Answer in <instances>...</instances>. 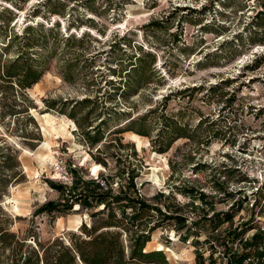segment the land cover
<instances>
[{"label":"rangeland","instance_id":"obj_1","mask_svg":"<svg viewBox=\"0 0 264 264\" xmlns=\"http://www.w3.org/2000/svg\"><path fill=\"white\" fill-rule=\"evenodd\" d=\"M40 1L28 0L17 7L12 33H20L33 19L31 8ZM63 2L69 7L61 15L53 17L42 8L36 20L45 29L56 21L50 41L65 33L76 35V30L92 37L84 46L96 55L89 70L95 86L84 88L87 76L82 61L73 73L66 71L64 60L71 57L62 51H75L76 45L54 42L46 53L45 73L27 91L29 106L21 97L15 99L17 112L26 113L0 119V145L19 152L24 172L22 181L16 169L0 174L7 179L0 199L1 228L29 236L28 242L31 235L41 242L56 237L69 240L70 235L81 234L80 224L100 225L111 220L112 212L101 211L100 206L78 209L75 204L61 213H38L46 202L65 199L48 182L63 185L73 169L85 181L111 187L116 195L129 173L137 193L148 203L195 223L193 229L187 223L175 231L173 221L160 222L166 225L152 233L146 251L163 250L169 264H224L223 256L236 258L239 254L231 253L228 243L244 224L255 222L256 212L264 213V204L251 208L255 200L264 198V15L256 17L264 11V0ZM5 5L0 0V7ZM82 18L89 22L81 24ZM152 21H160L161 28L151 27ZM250 23L256 24V30ZM114 41L117 44L110 49ZM139 55L144 56L139 75L143 82L126 95V102L115 92L104 107L76 104L97 88L100 94L113 93V85L105 80L134 84L136 78L108 69L117 62L137 63ZM46 102H55L53 109ZM94 109L112 121L101 127V142L89 144L81 135L97 124L95 114H90ZM150 110L153 113L144 125L151 138L120 128L108 135L127 118H139ZM44 114L49 116L42 118ZM162 115L171 120L163 121ZM165 125L183 128L187 138H178L168 151L158 154L149 142L161 131L167 137ZM44 143L47 147L42 148ZM244 179L247 182H240ZM191 188L201 191L206 201L189 196ZM112 207L119 217V206ZM149 215L145 221L150 224L160 220L155 212ZM213 215L214 220L208 221Z\"/></svg>","mask_w":264,"mask_h":264},{"label":"trees","instance_id":"obj_2","mask_svg":"<svg viewBox=\"0 0 264 264\" xmlns=\"http://www.w3.org/2000/svg\"><path fill=\"white\" fill-rule=\"evenodd\" d=\"M3 1H5L6 5L0 7V17H3L0 20V119L4 115H8L9 117L15 116L14 118H16V114L26 113V111L17 112L15 99L21 97L23 101H27L28 89H31L32 86L40 81L47 69L46 60L48 56L46 53L54 42L57 44L63 41L65 45H76L77 50L74 49L75 51L69 49H63L62 51L63 55L71 57L68 60H64L65 67H67L66 71L68 70L69 73H73L78 65V61H82L87 76L84 81V88L89 90L91 86H95L94 80L90 75L92 74L91 71L95 63L96 55L88 52L84 46L86 40L92 41V37L83 33L78 34V30H76L74 31L76 35L65 33L57 41H50L49 36L53 34L56 28V21L50 22L51 27L45 29L44 25L36 20L42 8H48L47 13L53 15V17L61 15L69 7L63 0H42L37 2L31 8V15H29L33 19L26 24L20 33H12L10 29L16 20L15 17L19 10L17 7L21 3H26L28 0ZM52 4L55 5V8L51 7ZM259 15H264V11L258 12L256 17ZM87 22L89 21L83 20L82 18L81 24ZM250 24L253 25L254 23ZM161 25L162 23L160 21H152L150 23V26L155 29H160ZM251 25L249 26V30L251 29ZM252 27L256 30L257 26L254 24ZM116 37L117 34H114V38ZM116 44L117 42L114 41L110 49L115 47ZM129 45L130 43L128 42ZM12 51L13 54L10 55L9 53ZM147 55L149 54L147 53ZM147 55L145 56L147 57ZM143 58L144 56L141 57L139 55L135 58V62L137 63L131 62L128 65H121L118 64L119 62L114 63L111 61L114 64L108 69V73L115 74L118 69V72L123 71L127 77L131 76L136 78L134 84H131L126 79L122 85H115L112 80H105V84L109 86L113 85V93L108 92V95H104V93L100 94V89L97 88L94 95H86L76 104L86 107L92 105L94 108L104 107L105 100H110L115 92H117L119 100L122 99L126 102V95L143 82L139 76L143 71ZM107 62L109 63L110 61L107 59ZM153 64L154 58L152 57L150 65L152 66ZM138 77L140 78L139 80L137 79ZM164 100L167 101L168 98H164ZM27 102L28 104L26 102L24 103L26 107L30 104L29 101ZM46 103L49 108L53 109L55 102ZM30 111L33 115L35 109L31 108ZM96 112L94 109L92 112L90 111V114H95L93 118L95 122L98 121L97 124L89 125L92 129L84 131L81 135L83 140L89 144L101 142V127L112 121L109 117L106 118L104 114ZM151 113L153 111L150 110L139 118H127L118 124L117 128L109 132L108 135L117 133L115 130L120 128L124 129V132H134L133 134L140 135V137L151 138L144 125L148 115ZM119 115L126 116L125 113ZM162 118L165 122L170 119L163 115ZM74 124L78 128L75 121ZM165 128H167V137H163L162 134L164 132L161 131L156 139H151L149 142L153 150L158 154L168 151L172 143L178 138H187V133L183 128L174 129L168 125H165ZM4 145H0V174L6 170L16 169L15 175L22 181L24 179V172L20 169L18 161L19 152L7 144ZM98 162L99 164L101 163L100 161ZM221 165L223 170H225V165ZM70 173L73 177L70 188H67L64 184L56 185L48 182L51 188L56 190L65 199H62L61 203L48 201L37 212L46 214L61 213L69 211L71 206L75 204L78 205V209H89L100 206L101 211L107 210L112 212L111 220H106L97 226L86 223L80 224L79 230H81V234L70 235L69 240L56 237L47 242H41L34 235H31L32 241L28 242L27 237L29 236L26 237L9 233L8 228H1L0 225V264H169L163 250L154 249V251H146V245L151 241L150 237L152 233L166 225H159L160 222L169 223L173 221V229L178 231L187 226L185 216L179 213L163 211L157 204L148 203L147 200L137 193L134 178L129 173L126 175L125 186L119 188L116 195L111 192V187L109 186L104 188L93 181H85L73 169ZM240 182L247 181L244 179ZM6 183V178H0V199L6 189ZM187 192L189 196L197 195L200 201H206V196L199 190L197 191L191 188ZM159 196L164 197L162 194ZM257 203L256 200L255 205ZM113 205L119 206V217H116L115 213H113ZM151 212H155L160 220L152 222L151 224L145 221L146 218H150L149 213ZM214 218L215 215L208 221H212ZM245 225L239 229L238 235L236 234L237 236L256 227L255 223H251V227L250 225ZM194 226L195 223L191 222L190 225L188 224V229H193ZM253 241H256L255 237ZM168 242L166 241L165 243L168 244ZM244 256L245 254H242L237 259L240 260Z\"/></svg>","mask_w":264,"mask_h":264},{"label":"built area","instance_id":"obj_3","mask_svg":"<svg viewBox=\"0 0 264 264\" xmlns=\"http://www.w3.org/2000/svg\"><path fill=\"white\" fill-rule=\"evenodd\" d=\"M72 181L73 177L70 174L68 181L64 182V184L70 186L72 185ZM99 184L101 187L106 188L103 183ZM255 201L251 204V208L256 210L260 209L264 204V198L258 201L256 205ZM187 223L190 225L191 221L187 220ZM254 223H256L254 229H250L228 243L229 247L232 248L231 253L237 252L238 256L242 254H245V256L240 260L237 259L238 256L234 259L230 255L223 256L224 264H264V213L256 212ZM254 237L256 241H253Z\"/></svg>","mask_w":264,"mask_h":264},{"label":"bare ground","instance_id":"obj_4","mask_svg":"<svg viewBox=\"0 0 264 264\" xmlns=\"http://www.w3.org/2000/svg\"><path fill=\"white\" fill-rule=\"evenodd\" d=\"M47 116H49L48 114H44V116L42 117V118H46ZM45 147H47V144L46 143H44L43 144V146H42V148H45ZM186 256V255H185ZM187 257V256H186Z\"/></svg>","mask_w":264,"mask_h":264}]
</instances>
